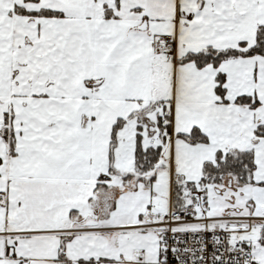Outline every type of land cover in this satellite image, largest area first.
Wrapping results in <instances>:
<instances>
[{
  "label": "snow or ice",
  "instance_id": "6c2138e0",
  "mask_svg": "<svg viewBox=\"0 0 264 264\" xmlns=\"http://www.w3.org/2000/svg\"><path fill=\"white\" fill-rule=\"evenodd\" d=\"M0 264H264V0H0Z\"/></svg>",
  "mask_w": 264,
  "mask_h": 264
}]
</instances>
